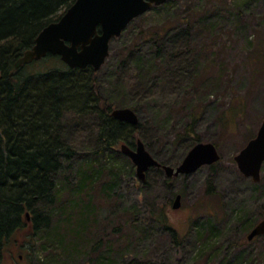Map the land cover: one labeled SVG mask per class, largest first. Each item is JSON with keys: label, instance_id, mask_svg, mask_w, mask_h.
<instances>
[{"label": "trees", "instance_id": "1", "mask_svg": "<svg viewBox=\"0 0 264 264\" xmlns=\"http://www.w3.org/2000/svg\"><path fill=\"white\" fill-rule=\"evenodd\" d=\"M75 2L0 0V264H11L9 256L13 255L15 245L20 250L15 264H19L26 257L21 254L22 250L30 246L32 238L38 239L43 249L55 247L61 264H72L91 254L87 250L91 243L85 235L91 231L88 225L94 209L90 201L81 205L83 197L92 193L97 185H102V192L112 197L122 173L130 172L129 177L135 175L128 157L122 153L125 157L121 154L123 160L118 159V144L135 148L140 139L158 162L178 166L185 154L201 142L200 136L195 135L198 120L203 115L199 106L202 100L190 95L199 94L205 82L202 75L205 68L197 65L189 76L170 65L172 55L176 54L169 53L172 24L145 32L141 35L144 42L118 51L120 59L111 65L110 72L106 71L111 63L108 59L106 66L95 71L92 67L71 69L59 56L53 55L16 69V63L33 48L41 31L57 22ZM171 5L170 1L163 6ZM183 23L188 41L195 42L198 33L211 22L203 17L198 22L186 17L180 25ZM129 80L136 82L126 83ZM102 89L107 97L102 96ZM172 92L180 100L183 98L181 104L171 105L166 99L163 102L157 99L158 94L167 98ZM148 105L159 112L168 111L164 117L157 112L156 119L160 123L181 125L180 130L174 131L172 141L173 145L185 144V152L177 164L151 153L152 141L143 133L141 121L133 126L112 116V111L118 108H130L139 115ZM244 106V100L240 99L238 106L227 108L219 116L220 126L226 130L232 118L241 116ZM69 115L75 119L72 125L64 123ZM74 132H84L87 145H78L73 139V136L76 138ZM127 163L129 170H126ZM155 169L162 172L158 168L151 170ZM112 171L115 176L111 174V181L103 183L104 175ZM256 184L259 185L257 193L262 195L260 207L264 209V166L261 181ZM64 194L69 198L65 200ZM75 217H78L76 225ZM234 217V227L244 233L250 232L259 220L248 206L235 210ZM153 222L169 231L179 244L178 233L164 218H153ZM211 240L202 243L197 257L215 244V241L211 244ZM19 241L24 244L19 245ZM126 250L120 249V255ZM91 261L112 264L110 255ZM223 264L254 262L248 253H243L234 262Z\"/></svg>", "mask_w": 264, "mask_h": 264}, {"label": "rangeland", "instance_id": "2", "mask_svg": "<svg viewBox=\"0 0 264 264\" xmlns=\"http://www.w3.org/2000/svg\"><path fill=\"white\" fill-rule=\"evenodd\" d=\"M171 2L170 7H153L111 42V55L108 58L111 63L106 71L110 72L111 65L120 59L117 52L122 48L144 42L141 35L145 32L172 24L168 50L176 54L172 55L170 65L187 72L189 76L197 65L205 68L202 73L205 82L199 88V94L196 97L190 95L193 99L202 100L199 106L203 115L198 120L195 136H200L204 143L215 142L221 160L202 167L194 174L171 180L164 171L150 169L144 184L137 177L136 166L127 158L134 167L135 175L129 177L130 172L122 173L112 197L102 192V185L95 186L92 193L83 197L81 205L90 201L94 209L90 216L91 224L88 225L91 231L85 235L91 243L87 249L91 254L82 256L72 264H94L92 258H107L109 255L112 264H223L234 262L243 253H248L254 264H264V238L248 242L249 232L244 233L234 227L235 210L246 206L259 218L257 223L264 220V209L260 207L262 195L257 193L259 185L251 178L244 177L234 160L257 135L264 120V0ZM186 17H193L196 22L203 17L211 22L207 23L210 25H206L203 32L196 34L195 42L188 41L183 27L185 24L180 25ZM135 80L126 83L134 84ZM172 93L167 98L164 94H158L157 99L161 102L166 99L171 105L181 104L183 98L180 100L176 93ZM101 94L107 97L104 89ZM240 99L245 103L241 116L232 118L224 130L219 124V116L227 108L238 106ZM157 112L162 117L168 115V111L159 112L152 105L143 109L142 114L138 113L143 123L142 131L151 138L152 154L162 160L171 159L177 164L183 157L185 144L173 145L172 141L174 131L180 130L181 125L160 123L156 119ZM74 120L69 115L64 123L67 121V125H72ZM74 133L76 138L73 136V139L78 145H87L84 132ZM138 135L136 133V137ZM117 147L118 159L123 160L120 158L121 144ZM128 163L126 170L130 169ZM111 174L115 176L114 171L104 175L103 183L111 181ZM168 179L170 181L166 183ZM178 194L181 195V206L174 210L173 204ZM63 196L65 200L69 198L67 194ZM77 218L73 222L75 225ZM153 218H164L178 233L179 244L171 238L169 231L157 226ZM30 234L31 231L27 235ZM210 238L211 244L214 241L215 244L208 247L204 255L197 257L202 243ZM29 242L30 246L21 253L26 257L19 264L62 263L57 258L59 251L55 247L43 249L42 243L33 238ZM18 244H24V241ZM17 248L15 245L13 255L9 256L11 264H15L20 254ZM125 248V253L120 255L119 250Z\"/></svg>", "mask_w": 264, "mask_h": 264}, {"label": "water", "instance_id": "3", "mask_svg": "<svg viewBox=\"0 0 264 264\" xmlns=\"http://www.w3.org/2000/svg\"><path fill=\"white\" fill-rule=\"evenodd\" d=\"M171 0H76V2L54 23L44 28L35 40L33 48L27 50L16 63V69L40 61L49 55L59 56L71 69L92 67L99 71L110 56L111 42L119 38L127 27L153 7H159ZM112 116L122 122L137 126V113L130 108H118ZM121 152L136 166L137 177L145 182L151 168H160L168 178H177L196 173L204 166H211L221 160L215 144H196L174 168L158 162L147 150L142 140L135 148L121 145ZM239 171L255 183L261 181L264 165V120L257 135L234 158ZM181 206L178 195L173 209ZM30 220V215L27 213ZM264 236V220L257 223L247 236L248 242Z\"/></svg>", "mask_w": 264, "mask_h": 264}]
</instances>
